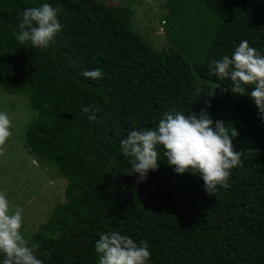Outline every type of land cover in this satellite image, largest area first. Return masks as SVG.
<instances>
[{
	"label": "trees",
	"instance_id": "trees-1",
	"mask_svg": "<svg viewBox=\"0 0 264 264\" xmlns=\"http://www.w3.org/2000/svg\"><path fill=\"white\" fill-rule=\"evenodd\" d=\"M194 1L201 19L174 18L181 30L157 51L132 29L130 7L0 0V89L28 95L36 118L25 143L67 181L65 202L28 243L44 264H98L96 242L112 231L147 241L148 264H264V114L230 91V78L210 74L243 40L264 54V0ZM43 3L59 10L61 31L45 49L21 44L22 12ZM92 69L102 79L82 75ZM203 110L237 134L242 163L229 187L209 194L199 175L177 174L162 147L137 183L120 148L128 132Z\"/></svg>",
	"mask_w": 264,
	"mask_h": 264
},
{
	"label": "clouds",
	"instance_id": "clouds-1",
	"mask_svg": "<svg viewBox=\"0 0 264 264\" xmlns=\"http://www.w3.org/2000/svg\"><path fill=\"white\" fill-rule=\"evenodd\" d=\"M58 11L49 3L25 9L17 25L18 32H14L16 40L21 44L30 42L34 48H48L62 29ZM210 74L220 79L230 78L233 84L230 91L249 96L264 114V54L251 47L247 40L239 43L231 57L224 55L220 60H213ZM82 75L92 80L103 77L100 69L85 70ZM82 111L88 113L91 108L83 107ZM88 118L95 120L96 116ZM11 127L9 115L0 112V155L12 135ZM229 128L222 121L214 122L207 110L199 117L194 113L191 116L165 113L155 128L129 131L121 140L120 148L128 158L131 174H138L137 183L145 182L149 171L157 169L160 159L157 149L162 147L164 158L177 174L199 175L210 194L218 186L229 187L231 170L242 163L241 152L235 150L232 140L237 134H230ZM22 213L0 191V264H44L22 233ZM95 249L101 254L98 264H148L151 258L147 241L137 244L118 231L101 233Z\"/></svg>",
	"mask_w": 264,
	"mask_h": 264
},
{
	"label": "rangeland",
	"instance_id": "rangeland-1",
	"mask_svg": "<svg viewBox=\"0 0 264 264\" xmlns=\"http://www.w3.org/2000/svg\"><path fill=\"white\" fill-rule=\"evenodd\" d=\"M106 6L130 7L132 29L153 49L166 50L170 37L181 30L173 20L201 19V8L194 0H96ZM0 112L12 123V135L0 155V191L6 193L13 208L23 210L22 233L33 236L48 221L53 209L65 202V178L57 167L36 157L25 143V131L36 118L25 93L9 94L0 89Z\"/></svg>",
	"mask_w": 264,
	"mask_h": 264
}]
</instances>
